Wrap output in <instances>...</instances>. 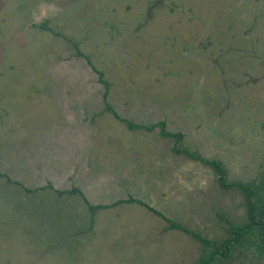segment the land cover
I'll return each instance as SVG.
<instances>
[{"label": "rangeland", "instance_id": "374dc122", "mask_svg": "<svg viewBox=\"0 0 264 264\" xmlns=\"http://www.w3.org/2000/svg\"><path fill=\"white\" fill-rule=\"evenodd\" d=\"M106 91L122 118L165 121L230 180L264 181V0H0V264H197L210 253L130 197L212 240L247 221L239 189L160 127L130 129ZM74 187L83 194L57 192ZM84 196L125 201L92 211ZM212 264H264V253Z\"/></svg>", "mask_w": 264, "mask_h": 264}, {"label": "trees", "instance_id": "16d2710c", "mask_svg": "<svg viewBox=\"0 0 264 264\" xmlns=\"http://www.w3.org/2000/svg\"><path fill=\"white\" fill-rule=\"evenodd\" d=\"M78 54L82 55L83 53L78 50ZM89 59V58H87ZM91 62V60L89 59ZM94 67V66H93ZM97 73L99 74V79L103 82L107 87L108 83L105 80L104 72L96 67H94ZM105 97V105L108 111L112 112L117 118L124 121L130 129H147V130H154L156 127H160V134L164 137H175L176 138V145L175 151L178 153H185L189 157L196 159L200 162H203L209 166H211L218 174L219 184L224 188H234L239 189L245 197L246 205H247V216L248 219L243 224H236L233 222H228V236L223 240H212L208 239L199 233L189 229L182 223L165 216L160 210L156 209L154 206L146 203L141 199H137L135 197H130L129 202H138L147 206L150 210L163 216L167 222L168 227L170 229H178L184 231L185 233L195 237L196 239L202 241L204 245L211 248L209 254L205 253L200 258V261L197 264H212L217 259L227 260L231 258L235 253L236 250H253L254 248L257 252L264 253V181L262 182H245V181H233L230 180L228 177V171L226 166L223 164L221 160L207 158L204 155H201L198 152L191 151L179 145L180 141L183 138V133L181 132H170L166 128V122L160 121L150 125L139 124L137 122L122 118L117 111L109 104L107 101V91L104 94ZM50 187L54 188L51 184ZM59 194H64L66 192H83L74 187L71 190H57ZM85 201L87 202L90 210H94L97 208H107L109 206L122 203L125 200L120 199L113 204H91L87 197L84 196Z\"/></svg>", "mask_w": 264, "mask_h": 264}, {"label": "clouds", "instance_id": "9594fccd", "mask_svg": "<svg viewBox=\"0 0 264 264\" xmlns=\"http://www.w3.org/2000/svg\"><path fill=\"white\" fill-rule=\"evenodd\" d=\"M50 12L54 14L53 5H49L46 8H41L37 13H34L35 23L36 24L42 23L41 17L43 16L45 19H47Z\"/></svg>", "mask_w": 264, "mask_h": 264}, {"label": "crops", "instance_id": "0c3cea01", "mask_svg": "<svg viewBox=\"0 0 264 264\" xmlns=\"http://www.w3.org/2000/svg\"><path fill=\"white\" fill-rule=\"evenodd\" d=\"M91 202V201H90ZM93 203V202H92ZM93 204H95V203H93ZM97 204V203H96Z\"/></svg>", "mask_w": 264, "mask_h": 264}]
</instances>
